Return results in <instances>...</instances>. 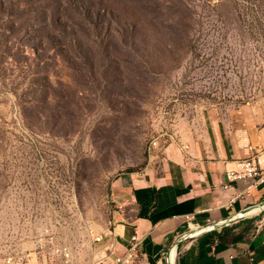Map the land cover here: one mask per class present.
I'll use <instances>...</instances> for the list:
<instances>
[{"label": "rangeland", "instance_id": "1", "mask_svg": "<svg viewBox=\"0 0 264 264\" xmlns=\"http://www.w3.org/2000/svg\"><path fill=\"white\" fill-rule=\"evenodd\" d=\"M263 105L264 0H0V239H86L154 141Z\"/></svg>", "mask_w": 264, "mask_h": 264}, {"label": "crops", "instance_id": "2", "mask_svg": "<svg viewBox=\"0 0 264 264\" xmlns=\"http://www.w3.org/2000/svg\"><path fill=\"white\" fill-rule=\"evenodd\" d=\"M206 128L172 137L140 169L113 181L108 223L71 241V264H118L134 234L141 241L137 264H264V184L224 187L236 160L261 154L264 162V105ZM212 224L223 225L195 234Z\"/></svg>", "mask_w": 264, "mask_h": 264}, {"label": "built area", "instance_id": "3", "mask_svg": "<svg viewBox=\"0 0 264 264\" xmlns=\"http://www.w3.org/2000/svg\"><path fill=\"white\" fill-rule=\"evenodd\" d=\"M158 143L157 141L152 143L151 152L159 146ZM226 176L228 184L224 185L225 188L233 182L253 181L256 186L264 184L262 155L253 154L247 159L236 160L235 168L228 170ZM93 237L96 241L101 240L99 235ZM24 241V237L0 239V264H57L58 262L71 264L74 258V248L71 242L60 240L55 230L48 225L41 229L30 244L26 245ZM140 242L138 235L134 234L128 251L123 256H118L116 262L137 264ZM80 245L85 246V243L81 242Z\"/></svg>", "mask_w": 264, "mask_h": 264}, {"label": "water", "instance_id": "4", "mask_svg": "<svg viewBox=\"0 0 264 264\" xmlns=\"http://www.w3.org/2000/svg\"><path fill=\"white\" fill-rule=\"evenodd\" d=\"M262 208L264 209V206H262ZM244 214L245 213H240L239 214V216H244ZM228 223V222H227ZM223 224H218V225H214V224H212V225H209V226H206L205 228H201L200 230H196L195 231V234H200L201 232H203V230H205V229H208V230H212V229H215V228H217V227H219V226H222ZM194 233L192 232L190 235L192 236Z\"/></svg>", "mask_w": 264, "mask_h": 264}, {"label": "bare ground", "instance_id": "5", "mask_svg": "<svg viewBox=\"0 0 264 264\" xmlns=\"http://www.w3.org/2000/svg\"><path fill=\"white\" fill-rule=\"evenodd\" d=\"M174 254L172 255V260H174V256H175V251L173 252Z\"/></svg>", "mask_w": 264, "mask_h": 264}, {"label": "trees", "instance_id": "6", "mask_svg": "<svg viewBox=\"0 0 264 264\" xmlns=\"http://www.w3.org/2000/svg\"><path fill=\"white\" fill-rule=\"evenodd\" d=\"M131 171H135V170H130L129 172H131Z\"/></svg>", "mask_w": 264, "mask_h": 264}]
</instances>
